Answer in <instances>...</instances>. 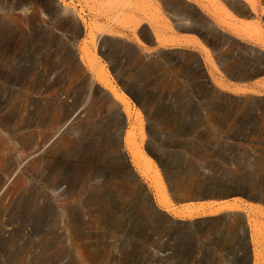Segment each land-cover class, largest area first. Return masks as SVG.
I'll return each mask as SVG.
<instances>
[{
  "label": "rangeland",
  "instance_id": "374dc122",
  "mask_svg": "<svg viewBox=\"0 0 264 264\" xmlns=\"http://www.w3.org/2000/svg\"><path fill=\"white\" fill-rule=\"evenodd\" d=\"M262 72L264 0H0V200L68 264H264Z\"/></svg>",
  "mask_w": 264,
  "mask_h": 264
},
{
  "label": "built area",
  "instance_id": "2783aa9c",
  "mask_svg": "<svg viewBox=\"0 0 264 264\" xmlns=\"http://www.w3.org/2000/svg\"><path fill=\"white\" fill-rule=\"evenodd\" d=\"M44 156L47 154L43 153V147L35 148L23 159L22 166L15 173ZM62 164L51 163L53 166ZM54 173L63 175L66 172L57 167ZM66 189V185H60L58 191L63 193ZM0 204L1 238L7 243L5 256L10 264H68L73 260L75 252L72 253L71 248L75 245L77 234L65 230L66 225L62 220L58 217L52 220L25 216V201L20 194L6 193L1 197ZM74 221L73 216L66 219L69 229L74 227Z\"/></svg>",
  "mask_w": 264,
  "mask_h": 264
},
{
  "label": "crops",
  "instance_id": "0c3cea01",
  "mask_svg": "<svg viewBox=\"0 0 264 264\" xmlns=\"http://www.w3.org/2000/svg\"><path fill=\"white\" fill-rule=\"evenodd\" d=\"M237 43H239L241 46H247L249 47H254L253 45L248 44L247 42H245L244 40H237ZM241 61L242 64L244 63V57L241 56ZM230 62H233V58L229 59ZM240 62L239 63H235V65L233 66V69L236 70V73H239L237 75H230L227 73V71L222 72L223 78L232 82L233 86L231 87L233 90L239 89V90H243L242 92H238V94H244V90H246L249 87V75L247 74V72H245V67H240ZM220 67V66H219ZM259 78V77H258Z\"/></svg>",
  "mask_w": 264,
  "mask_h": 264
},
{
  "label": "water",
  "instance_id": "95a60500",
  "mask_svg": "<svg viewBox=\"0 0 264 264\" xmlns=\"http://www.w3.org/2000/svg\"><path fill=\"white\" fill-rule=\"evenodd\" d=\"M257 77H264V72L260 73ZM121 143L123 142V136L120 137Z\"/></svg>",
  "mask_w": 264,
  "mask_h": 264
},
{
  "label": "bare ground",
  "instance_id": "6f19581e",
  "mask_svg": "<svg viewBox=\"0 0 264 264\" xmlns=\"http://www.w3.org/2000/svg\"><path fill=\"white\" fill-rule=\"evenodd\" d=\"M85 55V54H84ZM84 57H86V55L84 56ZM81 60V59H80ZM124 138V137H123ZM35 173V172H34ZM68 174H69V171H68Z\"/></svg>",
  "mask_w": 264,
  "mask_h": 264
}]
</instances>
